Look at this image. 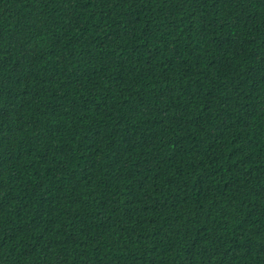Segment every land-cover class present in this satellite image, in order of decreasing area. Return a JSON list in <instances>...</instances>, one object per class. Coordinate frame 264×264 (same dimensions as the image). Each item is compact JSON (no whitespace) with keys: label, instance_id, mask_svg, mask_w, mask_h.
I'll list each match as a JSON object with an SVG mask.
<instances>
[{"label":"trees","instance_id":"trees-1","mask_svg":"<svg viewBox=\"0 0 264 264\" xmlns=\"http://www.w3.org/2000/svg\"><path fill=\"white\" fill-rule=\"evenodd\" d=\"M0 264H264V0H0Z\"/></svg>","mask_w":264,"mask_h":264}]
</instances>
